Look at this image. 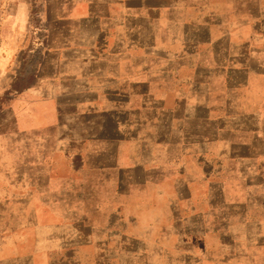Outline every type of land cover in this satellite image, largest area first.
<instances>
[{"label":"rangeland","instance_id":"1","mask_svg":"<svg viewBox=\"0 0 264 264\" xmlns=\"http://www.w3.org/2000/svg\"><path fill=\"white\" fill-rule=\"evenodd\" d=\"M38 2L18 25L0 12V264H264V165L245 146L264 124L239 115L244 84L140 53L121 85L109 26L73 93Z\"/></svg>","mask_w":264,"mask_h":264},{"label":"crops","instance_id":"2","mask_svg":"<svg viewBox=\"0 0 264 264\" xmlns=\"http://www.w3.org/2000/svg\"><path fill=\"white\" fill-rule=\"evenodd\" d=\"M30 6L31 0H0L7 25L26 22ZM37 7L46 20V42L56 44L57 56L66 59V68L72 65L66 73L73 93L81 87L88 90L87 80L75 82V59L83 51L87 58H97L96 46L111 26L128 54L124 67L116 65L113 73L121 85L132 74L125 69L133 67L140 53L156 64L169 58L189 60L196 67L200 63L201 75L239 79L252 97L239 115L253 124H264V0H39ZM6 53L0 50V56ZM195 85L197 91L201 89V83ZM40 87L37 83L25 92L31 103L43 95ZM158 101L163 106L165 98ZM185 105L197 112L206 103L197 97ZM250 139L245 146L255 157L249 163L257 171L264 165V127L253 126Z\"/></svg>","mask_w":264,"mask_h":264}]
</instances>
